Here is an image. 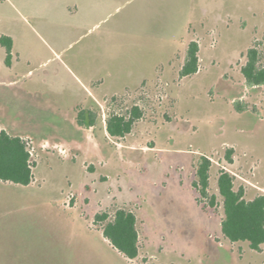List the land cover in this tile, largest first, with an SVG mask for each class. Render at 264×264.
Segmentation results:
<instances>
[{
	"label": "rangeland",
	"instance_id": "obj_1",
	"mask_svg": "<svg viewBox=\"0 0 264 264\" xmlns=\"http://www.w3.org/2000/svg\"><path fill=\"white\" fill-rule=\"evenodd\" d=\"M0 34L49 90L28 110L59 127L25 137L30 184L0 180V264H264V244L224 236L218 187L226 170L246 199L264 194V85L242 73L252 47L264 65V0H0ZM191 41L199 69L182 77ZM134 106L131 132L111 136L109 116ZM119 208L137 216L134 259L96 221Z\"/></svg>",
	"mask_w": 264,
	"mask_h": 264
},
{
	"label": "trees",
	"instance_id": "obj_2",
	"mask_svg": "<svg viewBox=\"0 0 264 264\" xmlns=\"http://www.w3.org/2000/svg\"><path fill=\"white\" fill-rule=\"evenodd\" d=\"M0 44L6 49V63L11 64L13 38L0 34ZM199 44L189 43L186 60L181 69L182 77L194 74L199 69ZM242 73L248 85H264V65L259 64V51L256 47L248 50L247 63L242 67ZM142 117V110L134 106L130 115L111 114L107 120V131L113 137H123L130 133L135 122ZM80 125L93 126L96 114L82 109L77 115ZM231 160V156H228ZM211 160L201 156L194 187L202 198L209 196V181ZM34 161L28 141L18 135H13L5 129L0 130V180L22 185L30 184L34 179ZM234 176L231 172L222 170L218 177V187L223 197L224 218L221 228L224 236L232 242L247 241L254 250H261L264 244V194L253 199H246L243 187L235 189ZM215 196L211 197L214 204ZM96 221L104 222L103 235L128 259L139 255V232L136 214L124 208L116 210L113 217L103 213L96 216Z\"/></svg>",
	"mask_w": 264,
	"mask_h": 264
},
{
	"label": "crops",
	"instance_id": "obj_3",
	"mask_svg": "<svg viewBox=\"0 0 264 264\" xmlns=\"http://www.w3.org/2000/svg\"><path fill=\"white\" fill-rule=\"evenodd\" d=\"M13 38V37H12ZM15 40L13 38L11 64L6 63L7 52L0 44V130L5 129L13 135L23 138L33 137L39 139L38 131L58 130L56 124L38 120L28 107L41 105L43 96L50 95L48 88L40 86L37 81L26 83V73L21 67L19 53L15 52ZM32 70L28 74H31ZM47 107H51L48 105ZM77 119V115H76ZM77 121V120H76ZM78 122V121H77ZM48 135H43L41 140H47Z\"/></svg>",
	"mask_w": 264,
	"mask_h": 264
}]
</instances>
